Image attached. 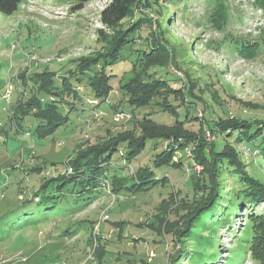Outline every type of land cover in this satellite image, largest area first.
<instances>
[{"label": "rangeland", "instance_id": "374dc122", "mask_svg": "<svg viewBox=\"0 0 264 264\" xmlns=\"http://www.w3.org/2000/svg\"><path fill=\"white\" fill-rule=\"evenodd\" d=\"M111 1L90 0L82 9L72 10L69 4L57 0H32L31 3H22L11 15L0 14V128L3 130L0 131V214L29 195L43 175L50 177L56 174L55 169L62 173L70 171V161L82 149L104 136L107 129L118 131L130 127L131 119L125 114H119L123 116L118 119L110 115L99 121L89 118L83 123L76 120L73 113L70 122L60 126L50 137L37 139L31 135L32 127L27 122L18 130L9 119L16 96L23 92L18 72L27 77L35 71L56 68L72 59L103 52L99 47L103 40L98 30L112 37L115 28L104 25L99 16ZM227 2L228 10L221 12L229 19L223 26L226 32L212 17L214 12L209 6L213 0H177L168 7L171 20L165 27L164 37L174 48L180 67V70L169 67L168 75L177 88L185 80L184 74H188L196 89L203 92L201 96L207 104L213 106L210 111L215 110V117L263 118L264 42L261 38H264V10L257 0ZM144 12L154 18L156 16L154 9ZM166 20V16L159 17L160 24H166ZM148 30L145 25L141 32L143 39ZM232 37L243 38L259 47H254L251 52L249 47L242 53L231 45H223V41ZM11 43L17 47L11 49ZM137 54L129 48L121 52V60L113 67V73L118 76L112 79L113 84L120 78V83H126L137 77L136 70L130 71ZM246 54L253 56L246 57ZM29 56L38 57V60ZM45 58H50V61L43 62ZM176 75L179 80L174 79ZM205 82L209 84L204 85ZM6 85L11 86L8 94ZM210 91L215 94L219 105L211 100ZM188 105L191 106L190 103ZM148 110L136 112L140 116ZM189 112V116L204 119L200 106ZM152 113L151 118L157 122L172 121L167 113L157 108ZM198 122L199 119L194 123L187 122V125L196 129ZM86 124L90 128L87 129ZM131 130L135 134L141 133L137 122ZM196 137V146L201 140H217L216 133L207 126ZM248 147L242 144L238 147L245 168L264 183V154ZM159 148L157 140L147 141L131 166L150 165ZM122 149L126 151L125 147ZM184 151L188 152V148ZM191 158L190 154L183 158L180 168L154 169L168 178L163 185L130 195H117L106 189L79 210L13 231L10 238L0 243V264H168L167 254L178 247L159 226L162 218L169 221L173 216L163 214L159 208L171 197L192 196L189 174L201 171L202 166L199 163L190 166ZM112 160L117 166L125 164L119 154H114ZM44 163L48 166L46 170ZM37 165L43 167L41 174L28 173ZM225 176V184L230 186L232 179ZM179 200L177 205L182 204ZM254 209L264 213V203L255 205ZM232 219L224 220L222 216L215 222L207 221L202 231L204 244L219 247V259L213 264H262L253 251L256 242L246 246L250 241V230L248 234H241L242 237L247 236L246 239L237 236L238 232L246 229L243 226L247 222L246 214L240 212ZM251 224L253 228L256 225ZM226 256H231L230 261Z\"/></svg>", "mask_w": 264, "mask_h": 264}, {"label": "trees", "instance_id": "16d2710c", "mask_svg": "<svg viewBox=\"0 0 264 264\" xmlns=\"http://www.w3.org/2000/svg\"><path fill=\"white\" fill-rule=\"evenodd\" d=\"M27 1L31 3L32 0H0V14L11 15ZM57 1L69 4L72 10H80L90 0ZM167 1H170L168 5ZM175 1L112 0L99 16L104 25L115 28L112 37L98 30L103 40L99 47L103 48V52L72 59L56 68L35 71L27 77L17 73L23 92L16 96L9 119L18 130L24 128L23 123L27 122L32 127L31 135L37 139L50 137L60 126L70 122L73 113L76 120L83 123L89 118L99 121L106 115L115 118L125 114L131 119V125L124 130L107 129L104 136L82 149L70 161V171L62 173L55 169L56 174L50 177L43 175L29 195L0 214V243L10 238L15 230L44 223L55 215L63 216L87 206L103 190L130 195L163 185L168 178L154 169L180 168L183 158H188L190 154L189 165L199 163L202 166L201 171L189 174L192 196L171 197L167 204L159 208L163 214L173 216L169 221L162 218L159 226L178 247L167 254V263L180 264L185 256L183 264L216 262L220 255L219 247L204 244L202 231L207 221L215 222L222 216L224 220L235 219L241 212L247 216V222L243 224L246 229L236 231L237 236L246 239L247 236L242 237L241 234H248L250 230V241L246 246L256 242L253 251L264 264V213L254 209L255 205L264 203V183L246 170L238 148L241 144L247 145L251 151L264 154V117H215V110L210 111L213 106L207 104L201 96V89H196L186 73L182 85L173 86L168 68L180 70V67L174 48L164 35L165 27L171 20L168 7ZM227 1L213 0L214 4L209 6L214 12L212 17L224 32L226 28L223 26L228 23V18L226 15L223 17L221 12L228 10ZM257 2L264 10V0ZM153 9L155 18L144 12ZM162 16H166V24H160L159 17ZM145 25L149 30L143 39L141 32ZM261 39L264 42V38ZM223 45H231L242 53L249 47L250 52L259 47L235 37L226 39ZM125 48L138 53L130 69L136 70L138 75L130 82L120 83V78L113 84L112 79L118 77L113 73V67L121 60V52ZM249 55L253 56L246 54V57ZM174 79L179 80L180 77L176 75ZM208 84L205 82L204 85ZM210 94L211 100L219 105L215 94ZM10 97L11 93L8 101ZM197 106L202 108L204 119L189 116L190 109ZM154 107L167 113L172 121L160 123L152 119ZM146 108L150 110L137 115L136 111ZM197 119L196 129L187 125V122L194 123ZM136 122L141 129L140 134L131 130ZM206 126L216 133L217 140H201L196 146V135H200ZM85 127L88 129L90 125ZM0 131L3 130L0 128ZM149 140L158 141L159 151L154 154L150 165L141 164L133 168L132 160L144 150ZM185 148L188 152L184 151ZM114 154L123 157L124 166L113 163ZM258 158L262 156L258 154ZM44 166L46 170L47 164L44 163ZM42 168L37 165L28 173L41 174ZM225 174L232 179L230 186L225 184ZM177 200L185 206L177 205ZM251 223L256 224L254 228ZM226 257L230 261L231 256Z\"/></svg>", "mask_w": 264, "mask_h": 264}, {"label": "built area", "instance_id": "2783aa9c", "mask_svg": "<svg viewBox=\"0 0 264 264\" xmlns=\"http://www.w3.org/2000/svg\"><path fill=\"white\" fill-rule=\"evenodd\" d=\"M11 49H15L16 47H17V45L15 44V43H11ZM29 57H31L30 59H36V60H38L37 58L38 57H35V56H29ZM43 62H48V61H50V58H45V59H43L42 60ZM11 88V86H8L7 87V90H6V93L8 94V92H10L9 91V89ZM122 117L123 115H117L114 119H118L119 117ZM106 215H105V213H104V217H105Z\"/></svg>", "mask_w": 264, "mask_h": 264}]
</instances>
